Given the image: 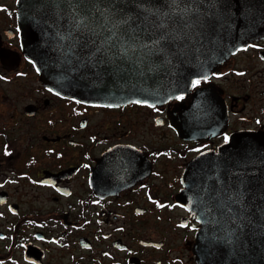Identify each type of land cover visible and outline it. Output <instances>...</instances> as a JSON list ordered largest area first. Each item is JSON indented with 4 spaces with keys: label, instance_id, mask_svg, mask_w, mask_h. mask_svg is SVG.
<instances>
[{
    "label": "flooded vegetation",
    "instance_id": "af4514ba",
    "mask_svg": "<svg viewBox=\"0 0 264 264\" xmlns=\"http://www.w3.org/2000/svg\"><path fill=\"white\" fill-rule=\"evenodd\" d=\"M194 80L154 104L63 97L25 55L17 0H0V264H199L182 173L264 133V37Z\"/></svg>",
    "mask_w": 264,
    "mask_h": 264
},
{
    "label": "water",
    "instance_id": "95a60500",
    "mask_svg": "<svg viewBox=\"0 0 264 264\" xmlns=\"http://www.w3.org/2000/svg\"><path fill=\"white\" fill-rule=\"evenodd\" d=\"M17 10L40 82L91 104L185 94L264 37V0H17ZM182 184L177 199L200 224L199 264H264L263 132L197 155Z\"/></svg>",
    "mask_w": 264,
    "mask_h": 264
},
{
    "label": "snow or ice",
    "instance_id": "6c2138e0",
    "mask_svg": "<svg viewBox=\"0 0 264 264\" xmlns=\"http://www.w3.org/2000/svg\"><path fill=\"white\" fill-rule=\"evenodd\" d=\"M200 83V81L199 80H194V81H192V84H193V86H195V85H197V84H199ZM180 97H177V99H179ZM227 139V138H226Z\"/></svg>",
    "mask_w": 264,
    "mask_h": 264
}]
</instances>
